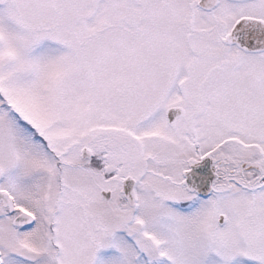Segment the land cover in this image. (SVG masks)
Wrapping results in <instances>:
<instances>
[{"label": "snow or ice", "instance_id": "obj_1", "mask_svg": "<svg viewBox=\"0 0 264 264\" xmlns=\"http://www.w3.org/2000/svg\"><path fill=\"white\" fill-rule=\"evenodd\" d=\"M0 264H264V0H0Z\"/></svg>", "mask_w": 264, "mask_h": 264}]
</instances>
